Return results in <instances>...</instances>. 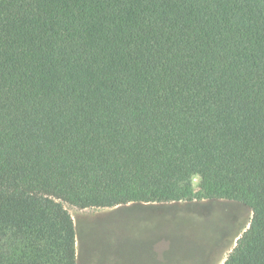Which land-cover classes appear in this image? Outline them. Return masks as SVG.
I'll use <instances>...</instances> for the list:
<instances>
[{"label": "trees", "instance_id": "trees-1", "mask_svg": "<svg viewBox=\"0 0 264 264\" xmlns=\"http://www.w3.org/2000/svg\"><path fill=\"white\" fill-rule=\"evenodd\" d=\"M202 200L264 264V0H0V264H77L63 203Z\"/></svg>", "mask_w": 264, "mask_h": 264}, {"label": "rangeland", "instance_id": "rangeland-1", "mask_svg": "<svg viewBox=\"0 0 264 264\" xmlns=\"http://www.w3.org/2000/svg\"><path fill=\"white\" fill-rule=\"evenodd\" d=\"M199 184L194 176L193 189ZM154 204L79 209L63 203L79 264L91 257L89 264H219L251 218L247 207L225 200ZM171 204L178 207L161 208Z\"/></svg>", "mask_w": 264, "mask_h": 264}, {"label": "crops", "instance_id": "crops-1", "mask_svg": "<svg viewBox=\"0 0 264 264\" xmlns=\"http://www.w3.org/2000/svg\"><path fill=\"white\" fill-rule=\"evenodd\" d=\"M230 202V201H229ZM172 203H176V202H172ZM180 203H182V202H180ZM187 203H192V202H187ZM144 205H147L146 207H148L149 205H151V206H149L148 207V209L149 208H151V207H155L156 206V204H154V203H143ZM145 207V206H144ZM167 207H171V208H173V207H178V206H175V205H168V206H163V207H161V208H167ZM238 236V235H237ZM237 236L235 237L236 239H237ZM236 241V240H235ZM235 241H234V244H233V247H234V245H235ZM232 247V248H233ZM230 248V247H229ZM229 248H228V250H227V252H225V255L220 259V261H219V264H222L223 263V261H224V259L226 258V256H227V254L231 251V249L232 248H230V251H229ZM92 258V257H91ZM91 258H89V260H87V262H86V264H89V262L92 260ZM76 261H77V264H79V262H78V259H77V256H76Z\"/></svg>", "mask_w": 264, "mask_h": 264}]
</instances>
